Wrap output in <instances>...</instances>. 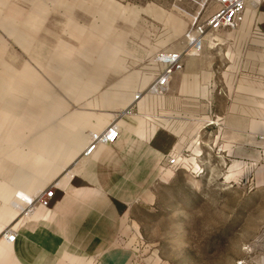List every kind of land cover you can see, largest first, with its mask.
Masks as SVG:
<instances>
[{
    "label": "rangeland",
    "instance_id": "obj_1",
    "mask_svg": "<svg viewBox=\"0 0 264 264\" xmlns=\"http://www.w3.org/2000/svg\"><path fill=\"white\" fill-rule=\"evenodd\" d=\"M195 12L187 0H0V249L2 230L23 216L19 196L65 177L90 132L131 102L114 85L126 76L115 65L144 67L142 86L149 84L148 60L181 48ZM263 29L256 15L226 29L218 46L187 60L165 94H148L136 129L156 140L163 115L170 141L177 134L164 155L190 153L197 133L207 171H162L161 156L150 154L149 197L126 214L117 245L126 264H264L263 175L252 188L223 160L233 145L252 156L253 135L264 133ZM69 259L55 264L94 263Z\"/></svg>",
    "mask_w": 264,
    "mask_h": 264
},
{
    "label": "crops",
    "instance_id": "obj_2",
    "mask_svg": "<svg viewBox=\"0 0 264 264\" xmlns=\"http://www.w3.org/2000/svg\"><path fill=\"white\" fill-rule=\"evenodd\" d=\"M255 15L264 22V0L256 13L253 10L248 14L247 21ZM190 65L193 68L198 64L190 62ZM115 69L120 74L126 73L114 85H124V94L130 99L137 91L146 88L148 83L142 86L141 82L146 75L142 69L127 73L124 62L116 64ZM109 91L117 98L112 88ZM147 96L139 101L136 116L120 122L122 136L115 144L102 146L93 156L74 161L65 169L71 170L56 183V196L50 208L40 209L33 220L23 224L14 244L2 239V264L9 260L12 264H55L58 259L67 261L72 256L79 259L77 262L85 257L93 260V264L127 263L128 252L117 245L124 235L126 214L136 203L149 197V156H161V165L165 150L171 147L168 143H177V134L173 132L170 141L171 132L164 126L163 115L162 130L156 134V140H150L154 135L145 136L136 129V125H141L137 118H142L143 109L148 104ZM188 101L191 103L189 107L196 109L198 100L189 98ZM193 137L195 144L200 137L197 133Z\"/></svg>",
    "mask_w": 264,
    "mask_h": 264
},
{
    "label": "built area",
    "instance_id": "obj_3",
    "mask_svg": "<svg viewBox=\"0 0 264 264\" xmlns=\"http://www.w3.org/2000/svg\"><path fill=\"white\" fill-rule=\"evenodd\" d=\"M196 12L190 15L189 26L184 33L181 48L162 49L154 53L148 60L147 69L151 74L148 86L137 91L131 103L124 109L115 112V117L107 125L90 132L89 142L82 150V155L89 158L102 146L115 144L122 136L123 127L119 120L125 115L136 113L139 101L146 94L160 96L165 94L177 74L183 72L186 62L191 57L203 54L207 47L214 48L220 42V36L226 29H237L246 21L251 11L259 10L263 0H187ZM212 123V122H211ZM213 123H218L213 121ZM218 125V124H217ZM250 144L252 156L241 154L240 147L226 151L223 156L225 163L231 162L228 170L240 171L241 179L249 182L252 188L259 186L260 174L264 181V133L257 132L253 135ZM195 149L190 153L173 150L165 155L161 169L177 171L187 169L191 175L199 177L206 173L207 160L198 150L199 140L195 142ZM262 163H261V162ZM237 164L238 167L234 165ZM262 172V173H261ZM57 184H51L35 196L22 197L24 202L23 216L13 225L6 226L1 236L7 243L14 244L18 238L23 224L33 220L40 209L50 208L56 196Z\"/></svg>",
    "mask_w": 264,
    "mask_h": 264
},
{
    "label": "bare ground",
    "instance_id": "obj_4",
    "mask_svg": "<svg viewBox=\"0 0 264 264\" xmlns=\"http://www.w3.org/2000/svg\"><path fill=\"white\" fill-rule=\"evenodd\" d=\"M150 74V73H149ZM151 75V74H150ZM152 78V77H151ZM144 97V96H143ZM142 97V98H143ZM141 98V99H142ZM134 116V115H133ZM128 117H131V116H128V115H125V116H123L122 118H120V120H119V123L123 120V119H125V118H128ZM89 138H90V136H89ZM84 143V139L82 140V138L80 139V142H78V145L80 146H82V144ZM64 157V156H63ZM29 195V194H28ZM36 195V194H35ZM35 195H31V197L32 196H35ZM25 196H23V198H24ZM26 197H28V196H26ZM22 197L21 196H19V200L22 202V204H24V202L22 201V199H21ZM3 239V238H2ZM10 244V243H9Z\"/></svg>",
    "mask_w": 264,
    "mask_h": 264
}]
</instances>
